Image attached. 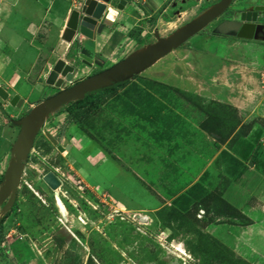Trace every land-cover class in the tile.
<instances>
[{
	"label": "rangeland",
	"instance_id": "obj_1",
	"mask_svg": "<svg viewBox=\"0 0 264 264\" xmlns=\"http://www.w3.org/2000/svg\"><path fill=\"white\" fill-rule=\"evenodd\" d=\"M4 1L0 35L10 15ZM11 1L16 15L35 19ZM67 1L80 13L86 2ZM253 9L255 36L240 38L234 14ZM126 14L103 24L93 63L80 50L96 46L78 32L69 39L68 23L53 35L41 29V44L51 40L35 46L24 104L11 106V94L2 102L12 127L89 75L151 53L160 39L172 48L98 99L81 103L86 93L46 114L26 158L13 154L21 126L13 135L0 126V140L12 137L1 143L0 194L9 169L22 165L14 204L13 195L0 201V217L12 208L0 264H264V0H184L169 12L130 6ZM59 59L74 79L56 87L47 78Z\"/></svg>",
	"mask_w": 264,
	"mask_h": 264
},
{
	"label": "water",
	"instance_id": "obj_2",
	"mask_svg": "<svg viewBox=\"0 0 264 264\" xmlns=\"http://www.w3.org/2000/svg\"><path fill=\"white\" fill-rule=\"evenodd\" d=\"M111 1L112 0H86L82 7V12L80 13L78 11H74L70 16L66 31V33L69 35V39H72L77 32L89 39H93L95 38L97 33H101L104 25L99 24L98 22L104 16V14L107 12V18L114 19L117 12L119 10H123L127 3L126 0H120L117 8L112 9L108 8V3H110ZM112 13L114 14L113 16ZM250 20L255 21L256 17L251 18ZM208 21L209 20H207L205 23H207ZM205 23L202 22L195 25L194 28H192L191 30H187L180 37L176 38V40L174 41L175 45L180 44L190 35L196 33L197 30H199ZM238 28V36L240 38L246 39L254 38L257 30V26L255 24L245 25L242 27L238 25ZM70 31L72 32L71 34ZM171 49V46L167 45L165 39H160L159 43L150 48L151 53L134 55L114 65L112 68L90 76L85 80L79 82L78 84L71 86L70 88L50 97L45 102L38 104L25 118L16 121V124L18 126H21V131L17 141L15 142L14 149L17 147V144L20 143V140L25 137L27 139V144L19 156L22 158H26L30 152V148L33 144L35 135L38 132V129L40 128L46 114L50 113L52 110H54L62 103H65L66 101L77 98L79 96L83 97L86 93L102 89L111 86L116 82L128 79L129 77L139 73L141 70L166 55L171 51ZM80 57L90 63H93L94 52L87 47H83L80 51ZM64 79H66L67 81H72L74 79V68L66 63V61H64L63 59H59L53 70L49 74L47 83L49 85L61 87L64 83ZM92 81L99 82H95L94 84L91 83L85 87V84L87 82L90 83ZM8 97L9 94L4 89L0 88V101H6ZM10 105L13 107H22L23 100L16 95L11 99ZM48 137L55 145L58 146L60 150H66V148L60 145L58 141H56L50 134L48 135ZM21 172L22 165L20 163L15 164L13 168L9 169V174L7 176L8 180L5 182L4 189L0 194L1 202L11 197L12 195L15 201L16 187L20 181ZM44 179L53 189H56L59 185V181L53 173H48ZM56 198L59 202V197L57 196Z\"/></svg>",
	"mask_w": 264,
	"mask_h": 264
},
{
	"label": "crops",
	"instance_id": "obj_3",
	"mask_svg": "<svg viewBox=\"0 0 264 264\" xmlns=\"http://www.w3.org/2000/svg\"><path fill=\"white\" fill-rule=\"evenodd\" d=\"M117 1L119 0H114V5L110 6L109 4L108 8L116 9ZM4 2L7 7H10V15L4 24V28L0 35V88L4 89L9 94V97L11 94L10 99L14 97L13 95L19 96L24 104V100H26L27 97V80L30 76V72L26 69L27 67H34L36 65L37 59L35 60V57L41 51V49L35 46L37 44L42 47V49H45L49 45L48 42L51 40L49 39L46 43L41 44V41L37 39L38 33L41 29H44L47 26L46 30L48 31V34H55L54 32L57 28L56 25L68 23L71 14L76 11L74 10L75 3L73 4L67 0H22L25 9L37 13L36 15L34 13L36 16L34 20L29 19L28 21H24L20 16L15 14L16 9L14 2L11 0H5ZM126 2L125 8L119 10L114 19H108L106 12L98 23L105 25L107 23H113L124 19L130 6H135L140 13H143L147 8L154 12L162 9L165 12H169L173 9H178V7L184 3V0H126ZM138 3H140L141 6H137L136 4ZM127 19L132 20V17H128ZM105 31L103 30L101 33L96 34L95 38L89 39L96 46L94 51L91 48L94 52L93 62H95L96 53L103 51L101 49V43L104 42ZM99 45L100 48L97 47ZM29 50H33V52L30 53ZM22 63L24 66H22ZM2 102L3 101H0V104ZM1 106H4V109H7L6 107L8 105L2 103ZM5 123H7L5 115L0 109V126H4ZM5 128L6 127L4 126V129ZM7 128L8 132L9 130L11 132L10 135H13V133L15 134V131L19 129L16 121L12 127L7 126ZM2 138L3 139L0 140V155L3 150V146H1V143L3 145L2 141L9 142L12 137L8 136L4 138V136H2ZM6 174L5 170H3V162L0 161V178ZM9 210H11V208H7L1 217ZM3 233L5 235V224Z\"/></svg>",
	"mask_w": 264,
	"mask_h": 264
},
{
	"label": "trees",
	"instance_id": "obj_4",
	"mask_svg": "<svg viewBox=\"0 0 264 264\" xmlns=\"http://www.w3.org/2000/svg\"><path fill=\"white\" fill-rule=\"evenodd\" d=\"M126 82H116L111 86L96 90V91H92L86 94L85 98L83 100H80L81 103L87 102V101H94L96 99H98L102 94L108 92L109 90H112L116 87L122 86L124 85ZM78 101V102H80ZM75 102V103H78ZM1 107V104H0ZM15 202V201H14ZM14 204V203H13ZM12 210V208H11ZM11 210H9L8 212H6L0 219V256H3L5 258H7L6 254H5V249L3 247V242L5 240V235L3 233V229H4V224L5 221L7 220V218L11 215Z\"/></svg>",
	"mask_w": 264,
	"mask_h": 264
},
{
	"label": "flooded vegetation",
	"instance_id": "obj_5",
	"mask_svg": "<svg viewBox=\"0 0 264 264\" xmlns=\"http://www.w3.org/2000/svg\"><path fill=\"white\" fill-rule=\"evenodd\" d=\"M119 2H120V0L116 2V7H117ZM254 17H256V18L258 17V14H257L255 9L246 10V11H239V12H235V14H234V18L239 23L240 27L245 26V25H250V24H255L257 26V24L255 22L256 20L255 21L250 20L251 18H254ZM83 47H85V46H82L81 49ZM95 61H96V59H95ZM92 75L93 74L89 75V77Z\"/></svg>",
	"mask_w": 264,
	"mask_h": 264
},
{
	"label": "bare ground",
	"instance_id": "obj_6",
	"mask_svg": "<svg viewBox=\"0 0 264 264\" xmlns=\"http://www.w3.org/2000/svg\"><path fill=\"white\" fill-rule=\"evenodd\" d=\"M95 82H99V81H92V82H87L85 84V87L88 86L89 84H94ZM27 142V139L25 137H23L21 140H20V143L17 144V147L14 149L13 151V154H15V156H19L21 154V152L24 150V148L26 147V143ZM60 202V201H59ZM57 201V203H59ZM61 203V202H60ZM60 203L58 204L59 205V208L61 209V211L64 213H66V209L62 206V204L60 205ZM5 211V210H4ZM4 213V212H3Z\"/></svg>",
	"mask_w": 264,
	"mask_h": 264
}]
</instances>
